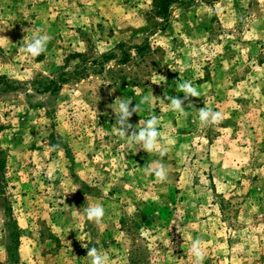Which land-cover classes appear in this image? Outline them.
<instances>
[{
	"label": "rangeland",
	"instance_id": "374dc122",
	"mask_svg": "<svg viewBox=\"0 0 264 264\" xmlns=\"http://www.w3.org/2000/svg\"><path fill=\"white\" fill-rule=\"evenodd\" d=\"M37 34L46 51L20 52ZM0 36V264H90L82 243L109 264H193L196 238L203 264H264V0H172L165 16L153 0H0ZM180 79L218 124L168 108ZM145 96L129 122L156 115L163 156L113 129L114 101Z\"/></svg>",
	"mask_w": 264,
	"mask_h": 264
},
{
	"label": "clouds",
	"instance_id": "9594fccd",
	"mask_svg": "<svg viewBox=\"0 0 264 264\" xmlns=\"http://www.w3.org/2000/svg\"><path fill=\"white\" fill-rule=\"evenodd\" d=\"M27 29H24L26 32ZM7 39V37L0 36V40ZM51 37L47 34L34 35L30 40L25 37V44L19 49L20 52L26 54L31 58H36L43 54L47 49V44ZM161 76V75H160ZM164 77V76H162ZM166 80V78L164 77ZM176 91L184 93L183 99L178 96H167L165 99L168 101V108L176 113L187 116L189 113L185 110V101H189L187 104L188 108L196 111L200 124L204 126H212L218 124L222 119V113L214 111L210 107H203L195 109L193 104L190 102V98L200 97V92L196 87L193 86L190 80H179ZM147 96L143 97L140 102L135 106H132V99L127 97L117 98L112 105L113 113L115 114V124L113 129L118 133L121 138H126L130 145L133 146V152H137L141 149L147 153L158 152L163 156V151L160 149L158 131L159 118L156 115H150L149 119L133 126L129 121L133 114H138L142 111V105L151 104L152 100ZM140 125L139 127H137ZM130 133V134H129ZM139 146V147H135ZM55 150V146L53 147ZM143 168L145 175H154L156 181L159 183H165L168 180V168L161 162H148ZM86 219L90 222L101 223L105 216V209L102 205L96 204L87 206L83 209ZM88 243H82V247L87 249L86 258L90 259V264H109V256L100 251L98 247H89ZM191 253L193 264H203L205 258V251L202 248V241L199 238L193 239L191 247L189 249Z\"/></svg>",
	"mask_w": 264,
	"mask_h": 264
},
{
	"label": "trees",
	"instance_id": "16d2710c",
	"mask_svg": "<svg viewBox=\"0 0 264 264\" xmlns=\"http://www.w3.org/2000/svg\"><path fill=\"white\" fill-rule=\"evenodd\" d=\"M171 2L172 0H153L156 13L165 16L168 12L169 5L171 4Z\"/></svg>",
	"mask_w": 264,
	"mask_h": 264
}]
</instances>
